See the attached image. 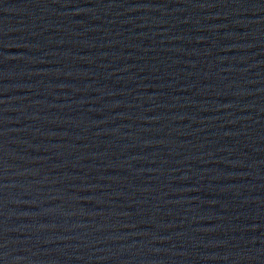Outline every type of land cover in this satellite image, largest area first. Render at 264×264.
<instances>
[{
  "label": "water",
  "instance_id": "95a60500",
  "mask_svg": "<svg viewBox=\"0 0 264 264\" xmlns=\"http://www.w3.org/2000/svg\"><path fill=\"white\" fill-rule=\"evenodd\" d=\"M0 264H264V0H0Z\"/></svg>",
  "mask_w": 264,
  "mask_h": 264
}]
</instances>
